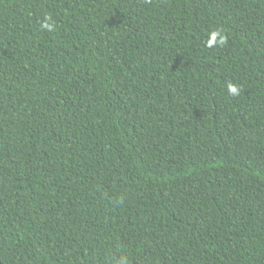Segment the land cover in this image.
I'll return each mask as SVG.
<instances>
[{
    "label": "trees",
    "instance_id": "1",
    "mask_svg": "<svg viewBox=\"0 0 264 264\" xmlns=\"http://www.w3.org/2000/svg\"><path fill=\"white\" fill-rule=\"evenodd\" d=\"M0 264H264V0H0Z\"/></svg>",
    "mask_w": 264,
    "mask_h": 264
},
{
    "label": "clouds",
    "instance_id": "2",
    "mask_svg": "<svg viewBox=\"0 0 264 264\" xmlns=\"http://www.w3.org/2000/svg\"><path fill=\"white\" fill-rule=\"evenodd\" d=\"M41 29L48 32L54 31L55 23L52 20V17L50 16L45 17V19L41 23ZM225 43H226L225 37L221 35L219 32H212L210 34L209 40L207 41L209 47H214L216 45H223ZM227 91L231 96H239L241 93V88L237 84L228 83Z\"/></svg>",
    "mask_w": 264,
    "mask_h": 264
}]
</instances>
